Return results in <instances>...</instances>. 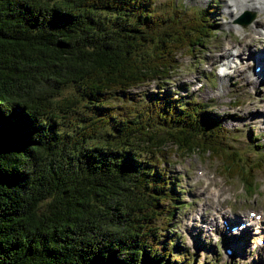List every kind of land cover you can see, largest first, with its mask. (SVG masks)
<instances>
[{"label": "trees", "instance_id": "1", "mask_svg": "<svg viewBox=\"0 0 264 264\" xmlns=\"http://www.w3.org/2000/svg\"><path fill=\"white\" fill-rule=\"evenodd\" d=\"M208 11L0 0V264H218L167 226L184 202L169 153L218 156L247 190L262 166L228 149L205 101L165 86L213 34Z\"/></svg>", "mask_w": 264, "mask_h": 264}, {"label": "rangeland", "instance_id": "2", "mask_svg": "<svg viewBox=\"0 0 264 264\" xmlns=\"http://www.w3.org/2000/svg\"><path fill=\"white\" fill-rule=\"evenodd\" d=\"M176 1L190 12L206 7L209 10L208 18L214 20L213 25L208 27L214 32L206 40L204 37L203 42L193 51L181 50L177 53V67L169 72L165 86L171 89L175 84H183L176 90H180V93L185 91L188 95L205 101L206 108L220 116L225 127L228 149L240 151L244 162H262V166L254 171V189L247 190L239 175L229 176L218 156L193 152L179 157L174 152L169 153L166 168L171 174L179 175L180 196L184 202L182 207L173 211V218L167 226L173 225L171 228L180 233L183 245L195 252L198 262L207 259L216 260L214 262L218 264H264V242L259 241L261 231L254 230L253 234L249 233L248 241L244 244L237 238L232 239L235 236L225 234L216 226H206L201 218L207 199L212 204L218 202L216 196L207 191L216 189L213 184L220 186L222 191L219 204L226 201L227 210L230 207L231 214L242 216L251 208L263 212L264 215V161H257L259 155L264 157V76L261 80L260 77L253 79L249 68H242V65L230 74L220 75L219 62H213L209 53L222 42H237L244 34L255 30L254 26L264 35V9H244L253 12L254 19L249 24L242 25L235 21L244 12L241 11L243 8H240V0ZM232 1L239 4L238 9L233 8ZM249 28L252 29L247 30ZM235 50L232 48L231 52ZM220 51L219 49L218 52ZM243 57L245 60L249 59L247 53ZM235 59L238 60L237 57ZM157 89L156 80L130 88L136 97L143 96L145 91ZM252 134L257 139H251ZM211 209L212 212L215 211L214 207ZM251 219L257 220L253 217ZM232 240L236 247H233L232 253H227L225 248L231 245Z\"/></svg>", "mask_w": 264, "mask_h": 264}, {"label": "bare ground", "instance_id": "3", "mask_svg": "<svg viewBox=\"0 0 264 264\" xmlns=\"http://www.w3.org/2000/svg\"><path fill=\"white\" fill-rule=\"evenodd\" d=\"M240 1H241L240 8L260 9V10L264 9V0H240ZM232 3H235V1H232ZM254 28L255 30H251L252 28L247 29V30H251V33L244 34V36L240 37L237 40V42L239 43V46L237 47V53L239 54L245 51L246 49L250 48V53L248 54V56L250 57L252 64L256 63L260 65V68L254 69L253 72L254 74H257L258 76H260L259 79H261L262 76H264V43H263L264 35L259 31V28L257 26H254ZM235 44L236 43L225 44L224 42H222L221 44H218L217 47H215L214 49H212V51L209 52L212 55V57L210 58L212 59L213 62H218L220 61V58L222 56L225 57V56L231 55L230 49L234 47ZM219 49L221 50L220 53H218ZM251 49L253 50L251 51ZM241 65L243 66L242 68L251 67V65L244 63V64L235 65L234 69L240 68ZM209 183L211 184V181H208V184ZM213 185H215L216 189L207 190V191L210 193H213L216 196V200L218 202H216L215 204H212V203H209L207 199L206 205H205V211H203L201 218L202 220L205 221V223L214 224V225H216L220 221V224L222 225V227L225 228L226 224L229 222V218H228L227 211L223 209V206L227 202L225 201L219 204L222 191H221L220 186L216 184H213ZM205 196H210V195L205 194ZM213 205L216 207L215 212H212V209H211ZM258 227H261V225H258ZM252 228H253V221L252 222L250 221V224H248L244 229L238 232L239 234L243 231L247 233L248 230L253 231ZM234 238H237V237H232V239ZM247 241L248 240H244V239L240 240L241 243H245Z\"/></svg>", "mask_w": 264, "mask_h": 264}, {"label": "water", "instance_id": "4", "mask_svg": "<svg viewBox=\"0 0 264 264\" xmlns=\"http://www.w3.org/2000/svg\"><path fill=\"white\" fill-rule=\"evenodd\" d=\"M248 13V14H247ZM247 17H246V16ZM245 16V17H244ZM253 17H254V14H250L248 11L247 12H245L242 16H240L237 20L240 22V23H242V24H247V23H249L252 19H253Z\"/></svg>", "mask_w": 264, "mask_h": 264}]
</instances>
